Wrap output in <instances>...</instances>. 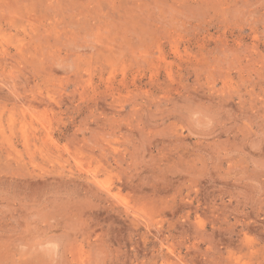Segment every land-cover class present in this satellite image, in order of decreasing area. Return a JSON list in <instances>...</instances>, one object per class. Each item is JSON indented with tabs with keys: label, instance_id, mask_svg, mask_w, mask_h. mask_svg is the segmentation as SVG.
I'll return each mask as SVG.
<instances>
[{
	"label": "rangeland",
	"instance_id": "obj_1",
	"mask_svg": "<svg viewBox=\"0 0 264 264\" xmlns=\"http://www.w3.org/2000/svg\"><path fill=\"white\" fill-rule=\"evenodd\" d=\"M0 264H264V0H0Z\"/></svg>",
	"mask_w": 264,
	"mask_h": 264
},
{
	"label": "bare ground",
	"instance_id": "obj_2",
	"mask_svg": "<svg viewBox=\"0 0 264 264\" xmlns=\"http://www.w3.org/2000/svg\"><path fill=\"white\" fill-rule=\"evenodd\" d=\"M142 199V198H141ZM9 239V238H8ZM6 260V259H5ZM4 261V260H3Z\"/></svg>",
	"mask_w": 264,
	"mask_h": 264
}]
</instances>
